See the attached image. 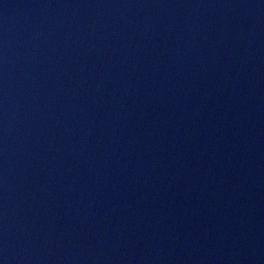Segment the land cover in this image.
I'll return each mask as SVG.
<instances>
[{
    "label": "water",
    "instance_id": "water-1",
    "mask_svg": "<svg viewBox=\"0 0 264 264\" xmlns=\"http://www.w3.org/2000/svg\"><path fill=\"white\" fill-rule=\"evenodd\" d=\"M0 264H264V0H0Z\"/></svg>",
    "mask_w": 264,
    "mask_h": 264
}]
</instances>
